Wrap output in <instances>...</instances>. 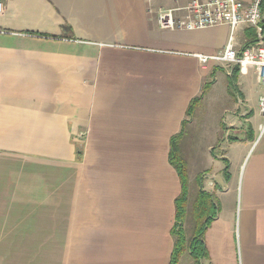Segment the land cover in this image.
<instances>
[{"label":"crops","instance_id":"obj_1","mask_svg":"<svg viewBox=\"0 0 264 264\" xmlns=\"http://www.w3.org/2000/svg\"><path fill=\"white\" fill-rule=\"evenodd\" d=\"M188 1L0 0V264H169L182 191L170 144L203 94L201 134L184 138L197 146L178 145L188 174L225 196L227 146L252 149L234 251L218 209L204 264H264V128L248 99L264 91L238 67L236 96L221 81L232 64L197 58L223 51L228 26L159 27V9Z\"/></svg>","mask_w":264,"mask_h":264},{"label":"built area","instance_id":"obj_2","mask_svg":"<svg viewBox=\"0 0 264 264\" xmlns=\"http://www.w3.org/2000/svg\"><path fill=\"white\" fill-rule=\"evenodd\" d=\"M262 3L263 0H189L181 6L159 9L157 22L160 28L171 30H199L220 25L228 26L230 34L223 51L213 55L198 54L197 58L202 64L209 62L232 64L239 67L241 73H244L248 67H253L264 86ZM242 26L254 28L256 41L237 49L234 35ZM258 108L264 119V93L259 96ZM260 128H264V122Z\"/></svg>","mask_w":264,"mask_h":264},{"label":"rangeland","instance_id":"obj_3","mask_svg":"<svg viewBox=\"0 0 264 264\" xmlns=\"http://www.w3.org/2000/svg\"><path fill=\"white\" fill-rule=\"evenodd\" d=\"M165 2H166V0H155V3L157 5H163ZM240 33H241V39H239ZM229 34H230V32H228V35ZM234 42L236 43L237 49H239L243 46V44L245 42L244 29H237L236 30L235 35H234ZM222 68H224V71L222 72L224 76H222L221 81H223V84L224 83L228 84L227 74H228L230 69L226 65L221 67V69ZM248 70H249V72L245 77H247L248 79H249V77L252 78L251 81L254 84V87L256 86L259 91H262V90L264 91V87L260 83L258 84L256 81L255 71H253L251 67H248ZM239 77L240 76L238 75L237 84H238V82H241V85H243V83L239 79ZM239 88H240V85H239V87L237 85L235 86L234 93L236 94V96H237V94L240 93ZM253 91H256V90H253ZM203 95L200 97V103H197L195 105V107L193 108L191 115L188 117L189 120L186 119L187 123H189V121L194 122V123L193 124L189 123L188 126L185 125L184 131H183L184 135H183V133H182L183 136L181 135L183 137V139L181 141V138H180V140L178 142L179 148L181 147V149L183 150V153L185 155H186V151L190 147L194 148L195 146H197V144H194V143H187V140L184 139V138H188L189 129L191 131L190 134H195L196 136H199L201 134V131H202V127H203L202 124L207 119V113H208L207 106L211 105V101L213 98L207 99V100L204 99V101H203ZM236 96H234V97L236 98ZM249 96H250L248 98L249 102H252V104L257 103V105H258L257 99H259V97H258L259 93L253 92L252 94H249ZM234 97L228 93V100H227L228 106L232 105V103H234V99H235ZM218 107H220V105H217V107L215 109L211 110V113H210L211 119L213 117L212 114L217 110ZM236 113H238V112H236ZM261 117H262V115H261ZM262 119H263V117H262ZM263 122H264V119H263ZM248 125L249 124L247 122H243V130L245 132H248V130H249ZM261 134H263V131L259 128V130H257V136H260ZM232 137H234V136H232ZM232 137H230V138H232ZM230 138H228V139L230 140ZM243 148H244V144L242 147V154L240 155L239 154L240 148L235 142L233 144H231L230 147L227 146L226 149H228V153L231 157V162H232L231 168L229 165V160L228 161L224 160L225 161L224 164L226 165V169L224 170V178H225L226 183L223 182V186H224V188H231L232 189V186L234 187L235 185H237V190L236 191L235 190L230 191L225 196L222 195L223 193L215 194L214 192L209 191L207 189L206 190L208 192L205 191L207 193L210 192L209 194L211 196V200L217 206V211H216L214 218L217 215L218 209L223 208L224 209L223 214H225L227 211L226 216H224L223 220L219 223V225H221L222 226L221 228L223 229L224 243L222 246V250L227 255H230L231 253H233L234 248H235L234 247V234H235V236L237 234V222L236 221H237V214L240 211L239 207H240V199H241V193H242V183L245 182L244 178H245L246 171H247V165H248V162L250 160V155L252 153V151H251L252 149H250L247 153V149H243ZM240 153H241V150H240ZM243 156H245V157L242 160L241 157H243ZM183 162H185V161H183ZM183 170L185 172V175H184L185 178L184 179L187 180V188L189 185L191 186V189H189L190 192L188 191L189 195L187 194L189 197V200L187 201V208H186L187 210H186V214H185L184 222H183V227H184L186 236L189 237L191 235L192 229L194 227V217H193V213H192V205H193L194 200L197 196V192H195V189L199 185L200 186L203 185L202 184V178L204 176L202 177L201 172L199 174H193V175L188 174V171H190L191 173H194L196 171V167H194L193 169L190 168L188 170L186 165H185ZM222 172H223V170H222ZM231 174L233 176L232 181L229 180L231 177ZM207 177L208 176H206L205 178L207 179ZM188 179H192V180L188 182ZM224 188H222V189H224ZM202 189H203V187H202ZM218 204H219V206H218ZM222 204H223V206H222ZM214 218L211 220L209 225L213 226L212 223H213ZM233 227H234V229H233ZM187 255L188 254L186 252L183 254L180 264H192L191 258L188 257Z\"/></svg>","mask_w":264,"mask_h":264},{"label":"trees","instance_id":"obj_4","mask_svg":"<svg viewBox=\"0 0 264 264\" xmlns=\"http://www.w3.org/2000/svg\"><path fill=\"white\" fill-rule=\"evenodd\" d=\"M262 10L264 13V0L262 3ZM264 28V22L262 23ZM264 30V29H263ZM247 35L249 37L248 42L245 43V46L256 41V32L253 28L247 29ZM238 67H233V72L230 77H228V83L230 91L235 90V82L238 75ZM200 100V97L194 98L188 107L187 115H190L194 104ZM186 125V120L182 122L180 134L184 131ZM170 162L178 170L181 183L182 191L178 198L175 200L176 204V216L175 222L172 228V236L174 237V246L172 249L170 263L169 264H178L180 257L186 252L189 254L192 264H204L205 260L209 259V249L206 246L204 241V236L206 229L208 228L211 220L214 218L217 206L211 200L209 193L205 192L202 189V186H198L197 196L192 205V213L194 217V227L192 229L191 235L186 236L183 222L186 214L187 201H188V190H187V180H185V172L183 168L185 167V162L178 155V140L177 138H172L170 144Z\"/></svg>","mask_w":264,"mask_h":264}]
</instances>
